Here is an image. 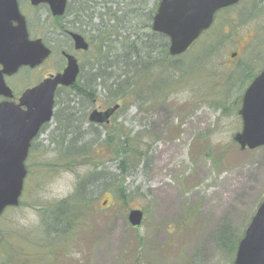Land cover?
<instances>
[{
    "label": "rangeland",
    "instance_id": "1",
    "mask_svg": "<svg viewBox=\"0 0 264 264\" xmlns=\"http://www.w3.org/2000/svg\"><path fill=\"white\" fill-rule=\"evenodd\" d=\"M105 1V10L92 8L91 23L96 26H101L97 24L101 12L108 21L112 12L119 17L141 8L137 23L120 22L119 26L126 27L120 29L121 46L134 40V33H148L142 21L159 2L123 0L117 5ZM258 1L256 13L245 2L222 13L230 24L222 37H214L213 32L211 39L205 35L183 56V61L188 60L184 77L168 93L165 104H134L114 112L107 123H90L91 112L115 106L112 94L98 88L90 101L77 98L70 90H59L55 116L44 128L41 142L48 151L46 158L61 156L60 166L51 168L21 207L5 212V231L39 234L44 209L70 197L78 183L93 176L97 184L89 192L94 196L88 202L90 220L81 228L63 232L72 256L62 252L58 264H233L235 250L229 249L235 244L233 236L237 240L243 236L264 199V147L241 151L233 140L241 129V96L250 83L243 76L264 68V0ZM206 38L211 42L204 43ZM211 48L214 52L201 64ZM233 53L236 58H231ZM197 64L201 69L195 68ZM89 65L82 63L78 84L92 86L96 69L92 57ZM149 98L159 100V94ZM111 131L119 133L121 142L140 135L137 147L143 158L136 169L133 165L125 174L118 170L121 155L115 154L114 145L105 149L104 144ZM66 142L77 151L67 152ZM84 156L89 159L78 160L84 164L77 165L75 159ZM90 159L94 168L88 165ZM106 182L112 186L105 190ZM121 189L126 191L125 206L118 201ZM32 206L38 209L33 211ZM131 209L143 212L137 228L127 220Z\"/></svg>",
    "mask_w": 264,
    "mask_h": 264
},
{
    "label": "water",
    "instance_id": "2",
    "mask_svg": "<svg viewBox=\"0 0 264 264\" xmlns=\"http://www.w3.org/2000/svg\"><path fill=\"white\" fill-rule=\"evenodd\" d=\"M29 1L32 5L47 4L53 16H60L65 11L66 0ZM239 1L161 0L152 18L151 28L168 38L169 55L178 56L211 26L218 10L233 6ZM12 22L17 25L12 27ZM71 36L76 49H88L81 36ZM0 49L4 53L1 55L0 51V63L9 74L15 73L21 66L34 65L38 59H46L49 55V50L39 41H28L17 0H0ZM6 53L10 57L6 58ZM78 73L75 58L67 57V67L61 74L25 91L18 104H0V214L6 207L18 205L26 175L24 160L30 141L43 125L51 121L57 87L73 86ZM117 109L118 106H114L103 112L93 111L88 121L107 123ZM238 113L242 127L234 136V142L241 150L264 147V70L246 89ZM142 217L140 210L133 209L128 213L127 219L132 227H137L141 224ZM234 264H264V199L238 243Z\"/></svg>",
    "mask_w": 264,
    "mask_h": 264
},
{
    "label": "trees",
    "instance_id": "3",
    "mask_svg": "<svg viewBox=\"0 0 264 264\" xmlns=\"http://www.w3.org/2000/svg\"><path fill=\"white\" fill-rule=\"evenodd\" d=\"M108 1H114V3L119 5L123 0ZM105 2L107 3V1ZM130 6L134 7L132 4ZM139 11H141V8H136L132 12H124L119 17L117 16L118 12H112L111 16L108 17V21H113V25L109 26V22L105 21V27L97 31V38H95V41L99 44L98 49H95L93 53V63L96 66V69L93 72V84L92 86H89L78 84L77 82L69 89L74 96L77 98L84 97L85 99L92 101L98 88L103 92H105L106 89L112 94V98H114L115 101L114 103L119 104L121 106L120 108H122L121 110H123L134 104H165V98L168 93L174 91L175 88L181 84V80L184 77L185 66L188 65V60L184 59L183 61L184 55L176 58L169 57L167 53V38L149 30L151 13L153 14L154 10L148 15V18H146L145 21H142L143 24H141L143 29L148 28V33L142 35L134 33V40L128 42L124 46L120 45V40L123 36L121 35L122 30L120 29L126 28L124 25L119 26L120 22L132 24L131 21H134L133 23H137V21L140 20V18H138ZM102 16L103 15H99L98 18H102ZM215 25L205 34L208 35L210 39L212 32L214 37H222L221 35L225 31V26L230 24L226 20V23L222 26H219L218 22L217 25ZM112 32L115 35H112ZM111 36H114L115 39L111 38ZM208 41L209 40L204 43L211 42ZM111 42H114V44L111 45ZM139 42H144L146 46L141 47ZM200 42L202 41L200 40ZM114 46L115 51H113ZM201 46L205 45L201 43ZM195 51L198 52V50ZM212 52L214 51H212L211 48L209 52L206 53L201 64L211 56ZM190 53L191 52H188L186 55H189ZM193 62L195 64L198 61L194 60ZM201 64H197L195 68L197 70L198 68L201 69ZM105 75H108L107 79L105 78ZM254 76L255 74L249 73L243 76V78L250 82ZM169 79H171V81H169ZM105 80L111 83L107 85ZM157 82L159 83L157 84ZM163 83L164 85L162 86L161 84ZM150 94H154V96L159 94V100H148L150 99ZM68 126L67 128H69ZM67 133L70 134V132ZM61 137L65 139L64 136ZM138 137H140V135H135L133 137L129 136V138H125L121 142L119 141V133L111 131L106 136L104 141L105 149L114 145L115 154L117 156L121 155V160L118 162V170L122 174H125L128 171L127 169L133 165L132 168L136 169L143 158V153L139 151L137 147L138 144L140 145ZM64 145L66 148H69L67 152L75 153L77 151L76 148L69 147L67 142ZM81 159H89V157L84 156L83 158H76L75 163L77 165L84 164L78 163V160L80 161ZM88 161H91L88 165L94 168L93 159ZM66 165L69 166V164ZM102 172H104V170H102L101 173ZM97 177L98 176L95 178ZM96 184L97 180L94 179L93 176L89 179H85L83 182L78 183L75 192L70 197L44 209L42 222V230L44 231L43 234L39 233L36 235L38 237L40 234L42 235L39 237L42 240L39 243L45 249V264H58L57 253L61 256L62 252L67 251L69 252V258L72 256L71 249L67 250L65 246L67 240H63V232H67L69 229L71 231L76 230L78 227L81 228V225L89 222L91 213L88 202L94 197L89 192L93 193V188ZM111 186V183L106 182L105 190ZM86 188L87 190L85 194L84 189ZM125 195V189L119 190L118 201L124 206L126 205ZM229 233L231 234V232ZM233 238L235 239V244L234 246H230L229 249L234 251L236 250L240 239L237 240L234 236ZM222 245L225 246L224 243H222ZM226 247L228 246L226 245Z\"/></svg>",
    "mask_w": 264,
    "mask_h": 264
},
{
    "label": "flooded vegetation",
    "instance_id": "4",
    "mask_svg": "<svg viewBox=\"0 0 264 264\" xmlns=\"http://www.w3.org/2000/svg\"><path fill=\"white\" fill-rule=\"evenodd\" d=\"M242 2L249 3L247 9L252 11L256 9L255 13L258 11L256 5L259 1L241 0L239 3ZM17 3L19 13L25 21L28 41H39L49 48L50 54L46 59H38L34 65L21 66L15 73L10 74L4 71L0 63V104H18L25 91L39 86L47 78L61 74L67 67V57L75 58L80 75L82 63L89 65L95 49H98L99 43L95 41L97 31L105 27V12H102V18H98L97 24L101 23V26H94L91 23L93 6H101L105 10V0H66L65 11L60 16H53L46 4L32 5L29 0H17ZM227 10L228 8L223 9V11ZM16 25L12 22V27ZM71 34L81 36L88 45V50L76 49ZM0 51L3 55V49ZM8 57L10 55L6 53V58ZM91 66L89 65L90 68ZM61 89L63 88L57 87L56 93ZM22 109L25 110L24 107ZM44 128V126L41 127L30 141L24 160L26 176L18 198V205L7 207L0 215V264H45V249L39 243L42 241L39 238L41 234L38 237L29 231H24L22 234L16 231L11 233L5 231L2 226L5 221L3 219L5 212L21 207L22 201L40 187L41 179L51 173V168L60 166L61 156L59 154H53L54 158L50 160L46 158L48 151L42 148L41 142ZM32 209L36 211L38 207L32 206ZM9 221L14 222V220ZM43 231L39 230L40 233ZM57 256H59L58 253Z\"/></svg>",
    "mask_w": 264,
    "mask_h": 264
}]
</instances>
